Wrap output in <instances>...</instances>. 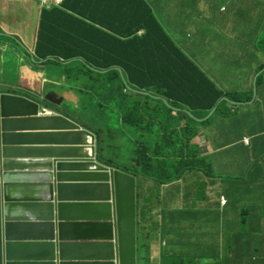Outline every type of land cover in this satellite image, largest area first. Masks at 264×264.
<instances>
[{
  "label": "trees",
  "instance_id": "16d2710c",
  "mask_svg": "<svg viewBox=\"0 0 264 264\" xmlns=\"http://www.w3.org/2000/svg\"><path fill=\"white\" fill-rule=\"evenodd\" d=\"M156 10L149 0H64L61 6L42 11L34 48L36 62L29 54L27 58L34 68H38L36 63L42 62L46 69L57 70L62 80L73 77L84 80L80 89L87 86L96 94L102 90L104 97L97 102L96 109L114 111L115 108L129 132L138 137L133 173L163 184L179 180L188 171L211 170L207 159L200 155L199 147L191 143L198 135L200 123L184 111L176 113L168 104L181 102L193 110H203L200 113L203 118L226 97L218 104L215 115L243 111L249 118L264 120V71L258 75L264 69V45L242 44L239 38L230 41L229 35L217 31L213 20L200 13L185 16V28L181 32L185 40L175 44ZM141 31L144 32L142 37L139 36ZM210 36L218 51L215 58L234 69L230 78L234 84L226 87L224 93L194 66L204 79L203 93L201 87L198 93H180L189 81L184 72L179 68L173 76L167 77L159 70H166L167 61L174 64V59L178 58L184 60L192 55L200 60ZM261 41L264 44V36ZM255 48L261 49V59L258 55L240 56L239 51L249 52ZM157 53L158 56L153 57ZM116 67H121L126 77L114 69ZM104 70L109 71L102 72ZM130 84L152 94L131 92ZM255 94V102L248 104ZM158 95L167 98L168 103L157 104ZM245 106L252 109L247 111ZM80 120L85 122L84 118Z\"/></svg>",
  "mask_w": 264,
  "mask_h": 264
},
{
  "label": "water",
  "instance_id": "95a60500",
  "mask_svg": "<svg viewBox=\"0 0 264 264\" xmlns=\"http://www.w3.org/2000/svg\"><path fill=\"white\" fill-rule=\"evenodd\" d=\"M8 86L0 83V264H138L137 179L103 164L98 136L48 104L62 98Z\"/></svg>",
  "mask_w": 264,
  "mask_h": 264
},
{
  "label": "crops",
  "instance_id": "0c3cea01",
  "mask_svg": "<svg viewBox=\"0 0 264 264\" xmlns=\"http://www.w3.org/2000/svg\"><path fill=\"white\" fill-rule=\"evenodd\" d=\"M149 2L157 9L155 12L162 23L174 21V41L185 40L181 37L185 28L183 19L195 13L213 20L217 31H230L233 35L240 30L264 31V0ZM222 7L224 11L220 10ZM41 11L37 0H0V34L15 37L27 50L34 51ZM261 39L258 32L249 44L261 45ZM13 44L0 36V82L45 93L61 87L60 81L53 84L44 72L33 69ZM190 57L210 72L219 86L230 88L233 85L230 78L234 69L223 65L220 58L216 59L213 54H204L200 60ZM166 67L159 71L167 77L180 68L187 80L193 79L192 69L182 59H174V64L167 61ZM63 95L67 97L64 92ZM234 125L231 119L220 118L200 131L194 142L201 146L203 153L214 157L215 176L191 173L162 189L163 203H154L149 215L150 233L140 234L141 264H173L179 259L194 264H264V216L251 215L246 209V206L264 202V197L253 193L255 187L247 190L242 184L222 183L218 179L219 175L234 177L247 169L245 148L237 149L227 140L236 131ZM124 149L132 152V149ZM26 157V161L43 158L36 154ZM261 188L264 190V184ZM142 189L147 194L150 185ZM222 197L227 200L226 204L221 203ZM242 215L248 219L246 224ZM255 255H261L260 261L254 259Z\"/></svg>",
  "mask_w": 264,
  "mask_h": 264
},
{
  "label": "clouds",
  "instance_id": "9594fccd",
  "mask_svg": "<svg viewBox=\"0 0 264 264\" xmlns=\"http://www.w3.org/2000/svg\"><path fill=\"white\" fill-rule=\"evenodd\" d=\"M38 4L41 7V10L43 11L44 9H51L53 7H59L63 4L64 0H62L61 2H58L57 0H37ZM221 11H224L225 8L222 7L220 9ZM41 11V13H42ZM226 13H223V15H225ZM41 18V15H40ZM209 20V19H208ZM40 23V20H39ZM39 29V27H38ZM166 29V27H165ZM168 32V31H167ZM226 35H229V39L230 41H233L234 39L239 38L240 41H242V44H249L250 41H252L256 34L259 31H244V30H240L239 33L237 35H233L230 31H223ZM260 33V32H259ZM37 35H38V31H37ZM144 35V32L141 31L139 33V36L142 37ZM168 35L171 37V40L174 41V34L173 33H169ZM1 38H5L8 41H13V45L14 47H16L19 51H22V55L24 56V59L28 62V64L35 70L40 71V72H44L47 76H48V80L50 82H52L53 84H55L58 80L61 78L60 74L58 73L57 70L55 69H46L45 67L42 66V62L36 63V65L38 66V68H34L32 66V64L29 62V59L27 58V55H31V58L33 61L36 62L35 57H34V51H29L27 50L26 47H24V45L21 43V41L17 40L15 37H11V36H5V35H1ZM37 38V37H36ZM37 41V40H36ZM175 44L178 43V41H174ZM208 42H206L207 44ZM263 43V41H262ZM36 45V43H35ZM264 44H261L259 46H262ZM142 45H137V47H141ZM130 52V50H129ZM218 51L216 49H213V55L215 56V54ZM240 52V56H247V54H249V56L254 57L255 55H258L259 58L261 59L263 57L262 53H261V49H257L255 48L253 51H249V52ZM159 53H157L155 56L153 57H157ZM204 54H208V53H204ZM203 54V56H204ZM210 55V54H209ZM212 55V54H211ZM202 56V57H203ZM193 71L194 76L193 79L189 80L188 82H186L185 86L182 87L180 89V93H184V94H192V93H198V88L201 87V92L203 93L204 91V79L202 78V76L200 75V73L194 68V66H196L198 69H200V71L206 75L221 91H223L225 93L226 87L221 85L219 86L213 77H211L209 74L210 72L205 71L196 61H194L190 56H187L186 59L183 60ZM255 61H258L257 59ZM67 63H70L69 61ZM114 69H117L118 71L121 72L123 77H126L125 71L121 68V67H116ZM93 70L95 71H101V70H96L93 68ZM109 70H104L102 72H108ZM264 71L261 70L259 74H261ZM181 72H184L183 69H181ZM50 77V78H49ZM56 78V79H54ZM48 81V82H49ZM59 81V80H58ZM127 81V79H126ZM0 83H6V82H0ZM63 83V81H60V84ZM9 86L8 87H14L13 89H11L12 92H18L21 93L27 97L33 98L34 94L35 95H39L42 94L43 96L47 95L50 92L55 93L56 97L62 98L63 102L60 106L58 105H54L51 103H48L49 105L55 107L58 111L65 113L67 116H69L70 118H72L73 120H75L76 122H78L79 124L84 125L86 128L90 129L91 131H93L99 138V141H97V146L100 149V153H99V158L101 160V162L105 165H107L110 168H114L116 170H120L122 172L128 173L131 176H134L137 179V255H138V264H141V257H143V255L141 254L140 250L142 248L141 246V233H150V228H149V215L153 209V204L154 203H163L162 198V189L165 186H168L172 183L176 184L180 181H182L188 174L191 173H202L204 175L207 176H215V171L217 166L215 163V159L213 156L210 155H206L205 153H203L202 148L200 145H198L197 143H195L194 141L196 140V138L198 137V135L200 134V131L202 129H207L209 126L214 124V121L220 118L223 119H231L232 121L235 122V133L233 134L232 138H229L227 140L231 141L232 144H234L236 146L237 149L244 147L245 148V155L248 156L247 158V169L242 172L241 174H237L234 177H228V178H224L221 175H219L218 179L222 182V183H230V182H236L239 184L243 185V188L249 190L252 187H255L256 190L253 191L254 194H256L259 197H264V190H262L261 188V184H264V120L260 119V120H256V118L252 117L249 118L248 117V113L243 112V111H235L233 113H231L230 115L227 114L226 112L222 113V114H216L215 112L218 109V104L221 103L222 100L226 99L223 98L218 104L217 106H215L210 112H208L209 116L207 117V115L203 118H200V113L203 112V110H193L192 108L184 105L183 103L179 102V103H175L174 104H168L169 108H171L173 111H175L176 113L184 111V113L188 114V116L194 118L195 120H197L198 126H197V131H198V135L192 140V144H195L199 147L200 150V155L207 159L208 164H209V168L211 170H207L205 171H201V170H193V171H188L182 178H180L179 180L176 181H171L170 183H163V184H159L158 182H156V180L154 178H150L148 176L145 177H141L136 175L135 173L132 172V170H134L136 168V158H137V153H135L136 150V143L135 141L137 140L138 137H135L136 135L132 132H129L126 124L124 123V121L121 122V127L122 130H119V146H125V148L127 149H132L131 152V160L133 161V166L131 168H129L128 170H125L123 168L118 167L115 164H112L111 161L117 163L114 159H109L105 156V150L109 149V147L107 145H105L107 143L106 138L108 139V137H111V129H108V131H103L107 134V137L102 136L97 130V128L91 126L90 124H87L86 122H84L83 120L77 119L75 118L70 112L69 107H63V103L64 101L68 98L65 97L63 95V97L61 95H59L57 92L55 91H49L47 93L45 92H35V91H31L29 89H25V88H21L18 87L17 85H13L11 83H7ZM234 84V83H233ZM128 85V84H127ZM62 86V84H61ZM129 89L131 92H135V93H139V94H152V92L147 91V90H141L140 88H138L135 85H129ZM232 87V85L230 86ZM61 89V87H60ZM62 93H66L63 89H61ZM256 91V90H255ZM255 97L256 94L253 98L252 101H249L248 104H251L253 102H255ZM157 100H160L159 103L160 104L162 101H164L165 103H168L167 98H165L163 95H158L156 96ZM44 101V100H43ZM245 110H250L252 109V106H250L249 108H247L246 106L244 107ZM197 112V113H196ZM178 115V114H177ZM215 115V116H214ZM185 122V120H183ZM189 121V118H187L186 123ZM207 121V122H206ZM204 126L201 125V123H204ZM85 129V128H83ZM164 133L161 132V135H163ZM143 139H146V135L145 133L143 134ZM148 135V134H147ZM138 136V135H137ZM148 137V136H147ZM172 138V137H170ZM149 139V137H148ZM91 140V138H90ZM89 140V141H90ZM109 141V145L111 144L110 141L111 139H108ZM124 142V144L122 145V143ZM115 143V142H112ZM229 145V146H230ZM150 154V153H149ZM38 161V160H35ZM118 164V163H117ZM120 165V164H118ZM160 174H163V171L159 172ZM226 179H228L229 181H227ZM150 185V190L149 192L146 194L143 192V187L145 185ZM245 193L249 194V191L243 190ZM155 198H157V200H155ZM221 203L222 204H226L227 200L222 197L221 199ZM152 205V206H151ZM264 206V202H259L257 205H253L251 206H246V209L248 210L249 214L251 215H259V216H264L262 210H260V208ZM199 217V214H196ZM243 217V221L244 224H246V221H248V219L245 217V215H242ZM261 255H255L254 259L256 261H260ZM173 264H185V261L183 260H177L176 262L173 261ZM190 264H194V263H190Z\"/></svg>",
  "mask_w": 264,
  "mask_h": 264
},
{
  "label": "rangeland",
  "instance_id": "374dc122",
  "mask_svg": "<svg viewBox=\"0 0 264 264\" xmlns=\"http://www.w3.org/2000/svg\"><path fill=\"white\" fill-rule=\"evenodd\" d=\"M172 21L174 20L171 19ZM164 26L166 30L170 33L174 34V24L168 23L164 21ZM261 36H264V31H259ZM1 36V34H0ZM7 36V35H5ZM213 37H208V43L204 47L205 53L213 54ZM52 70V69H51ZM93 76V75H92ZM85 77V76H84ZM94 77V76H93ZM61 77L58 79L59 81H63L61 89L66 92L67 99L63 103V107H69L70 113L77 119L84 118L87 124L91 126L103 130L108 131L111 129V137L109 136L108 139H111L110 145L108 144L109 141L106 138L107 145L109 149L105 150V156L109 159H114L118 164L123 167L131 168L133 166V161L131 160V151L124 149L125 146H119V130H122L121 127V116L114 108V111L106 110H97L96 105L97 102L103 100V92L99 90V94H96L95 91L90 90L87 86L80 89V85L84 83V80H79L77 78L72 79H63ZM55 91L63 97V93L60 88H54ZM222 109V108H221ZM209 114L207 115V117ZM107 137V134L105 135ZM115 142V143H112ZM124 142L122 143V145ZM133 172V170H132ZM264 215V206L260 208ZM185 264H190L189 262L185 261Z\"/></svg>",
  "mask_w": 264,
  "mask_h": 264
},
{
  "label": "built area",
  "instance_id": "2783aa9c",
  "mask_svg": "<svg viewBox=\"0 0 264 264\" xmlns=\"http://www.w3.org/2000/svg\"><path fill=\"white\" fill-rule=\"evenodd\" d=\"M58 2H61L62 0H57Z\"/></svg>",
  "mask_w": 264,
  "mask_h": 264
}]
</instances>
